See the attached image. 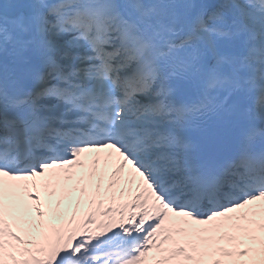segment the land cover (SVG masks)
Returning <instances> with one entry per match:
<instances>
[{
  "label": "snow or ice",
  "instance_id": "snow-or-ice-1",
  "mask_svg": "<svg viewBox=\"0 0 264 264\" xmlns=\"http://www.w3.org/2000/svg\"><path fill=\"white\" fill-rule=\"evenodd\" d=\"M0 264H264V0H0Z\"/></svg>",
  "mask_w": 264,
  "mask_h": 264
}]
</instances>
